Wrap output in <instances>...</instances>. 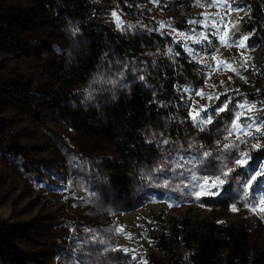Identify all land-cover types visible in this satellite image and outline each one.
<instances>
[{
  "label": "rangeland",
  "instance_id": "rangeland-1",
  "mask_svg": "<svg viewBox=\"0 0 264 264\" xmlns=\"http://www.w3.org/2000/svg\"><path fill=\"white\" fill-rule=\"evenodd\" d=\"M79 4L88 17L147 44L153 39L155 46L145 49L142 57L155 68L180 72L175 90L181 103L175 105L176 113L146 132L150 152L131 173L133 204H123L108 170L115 142L71 127L53 107L65 74L88 44L82 22L70 12L72 4L0 0V17L10 10L44 8L25 33L0 42V264H190L187 249L172 233L183 218L242 228L252 250L262 251L264 212L245 206L241 185L264 163V137H247V143L239 144L238 150L248 151L251 159L232 173L219 195H190V176L211 179L219 174L220 149L240 135L224 139L237 111L243 113L241 124L249 117L264 119V16H253L258 9L264 14V0H226L223 6L207 0ZM204 14L215 25L201 23ZM192 20L197 23L189 24ZM234 25L233 40L248 37L244 48L219 39L224 32L232 33ZM183 59L191 66L180 71ZM117 64L111 58L97 76L77 84L72 92L90 107L126 89L137 70ZM245 99L256 104L255 112L237 108ZM226 102L228 108L217 114ZM201 107L213 121L203 127L190 119V113ZM255 143L262 147L254 149ZM238 150L224 155L231 160ZM204 151L211 155L202 157ZM192 157L196 160L187 163ZM252 189L253 196L264 193V176Z\"/></svg>",
  "mask_w": 264,
  "mask_h": 264
},
{
  "label": "trees",
  "instance_id": "trees-1",
  "mask_svg": "<svg viewBox=\"0 0 264 264\" xmlns=\"http://www.w3.org/2000/svg\"><path fill=\"white\" fill-rule=\"evenodd\" d=\"M66 2L72 4L70 12L82 22L88 44L76 65L65 74L53 107L71 127L115 142L109 176L117 197L129 206L134 202L133 167L150 152L146 132L176 113L180 106L175 90L180 72L145 63L142 55L145 49L155 46L153 39L147 44L142 38L124 34L94 16L88 17L80 0ZM42 10L23 8L5 12L0 17V42L15 40L25 33L42 16ZM253 16L262 18L264 14L258 9ZM111 58H116L120 67L126 66L131 72L137 70V74L126 89L103 98L96 106H85L72 92L73 88L97 76ZM182 63L180 71L191 66L187 60ZM141 76L143 80L139 79ZM172 233L173 239L187 249L190 264H264V249L253 251L242 228L219 226L207 219L183 218Z\"/></svg>",
  "mask_w": 264,
  "mask_h": 264
},
{
  "label": "snow or ice",
  "instance_id": "snow-or-ice-1",
  "mask_svg": "<svg viewBox=\"0 0 264 264\" xmlns=\"http://www.w3.org/2000/svg\"><path fill=\"white\" fill-rule=\"evenodd\" d=\"M203 0H197V3H201ZM207 3L212 5H220L223 6L226 3V0H207ZM229 10L231 9V6L229 5ZM205 15V20L201 21V23H204L205 26H207L208 23H212L215 25V21H210L207 18V14ZM218 15V14H217ZM113 16L116 18V21L118 24H123V21L120 20L119 16H117L116 13H113ZM223 19V18H222ZM189 24H195L197 21L192 20L188 21ZM163 27V25H161ZM237 30V26H233L232 33L224 32L219 36V39L221 43L228 44L230 40H232L238 47L244 48L246 47V41L248 39L247 36L241 35L238 40H233V37L235 36ZM184 35L183 33L181 34ZM186 39H192L191 36L185 37ZM202 39H206V37H203L201 35ZM188 51L191 53L192 49H188ZM168 52L171 54L172 50L169 49ZM230 66V65H229ZM236 72L237 75H239V71L235 68L232 69ZM139 79L143 80L144 77L141 76ZM110 83H115V81H110ZM198 95H205L202 92H198ZM211 98V97H209ZM219 99V97H217ZM230 102V98H229ZM262 105H264V101L261 102ZM228 108V103H224L222 107H218L216 109L217 114L220 112L225 111ZM237 108L239 109H246L249 112H255L257 110V106L254 103H249L247 99L243 101V103H238ZM243 115L242 112L237 111L234 116V120L232 125L227 130V136L224 137L225 140H228L230 136H232L234 133H240V135L236 136L235 140H231L228 143L223 144V148L220 149L221 155L218 157V159L221 161L220 167H219V174L212 177L211 179L207 176L204 177H197L192 173V169H188L190 176V182H192V189L190 190V195L199 198L201 196H216L221 193V190L223 189V186L228 182L229 178L231 177L232 173L236 171L238 167H245L248 164V161L251 159L250 153L248 151H239V144L240 143H247V137H250L254 140H258L260 137H264V119L257 122V120L254 117H249L248 121H246L244 124L239 123L241 116ZM190 119L197 123L198 126L203 127L207 124L212 123V116L208 114V110L206 107H201L198 111H193L190 113ZM250 121V122H249ZM255 128V132L252 131V129ZM259 134V135H257ZM163 144L169 143L167 140L162 141ZM217 145L221 143V141L216 142ZM191 147V146H190ZM254 149H260L262 145L260 143H255L252 145ZM237 149L236 156L232 158L231 160L228 159L227 156L224 155V153H230L231 149ZM211 153L204 151L201 156L202 157H208ZM182 159V158H181ZM193 160H196L195 157H192L187 161V163L192 164ZM197 163L201 162L199 160L196 161ZM230 164L232 166H230ZM183 164H178L177 167L183 168ZM259 171H254L246 181L243 182L241 185L242 192H241V200L245 203L246 207H249L250 211L256 212L259 208L260 211L264 212V193L257 194L255 196L252 195L253 189L252 185L254 182L257 181L258 177L264 176V163H262L260 166ZM157 171H160V169H157ZM183 174V173H181ZM238 179V178H237ZM202 181V183H201ZM163 187H168L167 184L162 185ZM212 189H216V191H213ZM232 210L236 211V206L232 205ZM93 239H95L93 237ZM122 251H128L127 249H122ZM135 259V257H133ZM146 264V262H145Z\"/></svg>",
  "mask_w": 264,
  "mask_h": 264
}]
</instances>
